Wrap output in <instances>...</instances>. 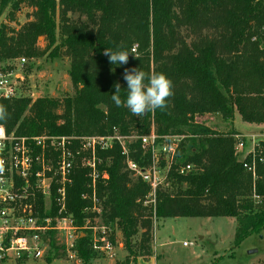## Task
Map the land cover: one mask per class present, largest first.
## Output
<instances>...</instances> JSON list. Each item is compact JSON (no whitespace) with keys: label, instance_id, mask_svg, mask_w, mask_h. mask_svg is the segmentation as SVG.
I'll return each instance as SVG.
<instances>
[{"label":"trees","instance_id":"1","mask_svg":"<svg viewBox=\"0 0 264 264\" xmlns=\"http://www.w3.org/2000/svg\"><path fill=\"white\" fill-rule=\"evenodd\" d=\"M23 5L32 9L25 23L0 24V67L19 57H66L73 93L0 98L8 113L0 124L8 133L140 136L153 129L182 136L169 183L158 189L155 204L145 203L150 187L126 169L119 144L98 150L99 169L108 174L97 184L101 225L119 228L128 251L117 264L151 255L159 218L234 217L236 244L263 232L264 141L243 157L236 148L238 132L218 130L197 117L219 114L229 121L237 111L246 122L264 124V0H0V16L10 8L9 21L17 22ZM133 47L139 59L130 53L126 65H112L103 55L106 48ZM125 68L166 74L174 92L167 107L143 117L117 107L111 96L119 83L126 98ZM128 145L133 160L149 163L151 153L140 139ZM183 164L193 169L180 174ZM91 192L87 170L76 167L67 207L79 226L95 217L86 211L92 199L83 197ZM140 231L134 248L132 238ZM111 240L115 244L114 235ZM48 242L56 257L65 250L54 232ZM75 249L85 262L98 257L88 233L77 238Z\"/></svg>","mask_w":264,"mask_h":264},{"label":"built area","instance_id":"2","mask_svg":"<svg viewBox=\"0 0 264 264\" xmlns=\"http://www.w3.org/2000/svg\"><path fill=\"white\" fill-rule=\"evenodd\" d=\"M19 67H24L26 57L16 58ZM13 63V62H12ZM11 63V64H12ZM0 67V98L21 97L20 84L23 75L16 67ZM252 134V137H255ZM246 134H236V148L246 157L255 150L257 141L246 150ZM140 139L142 147L149 150L151 160L145 166L130 156L127 139ZM180 135H158L153 129L145 135H121L118 131L108 135L56 136V135H16L8 133L0 124V160L4 161V171L0 173V264L15 258L27 260L44 257L50 247L48 238L52 232L63 237V244L70 256H76L75 232L80 227L68 212L67 192L73 182L76 167L87 170L93 207L101 220V201L97 195L99 179L108 177L101 172L98 150H107L119 144L125 156L126 169L146 182L150 191L146 204H155L158 189L169 183V171L176 160ZM254 139V138H253ZM247 166V165H246ZM193 169L191 164L177 168L180 174ZM249 169H252L250 167ZM43 202V206L40 203ZM90 211V208H86ZM89 218H87L88 222ZM95 228L96 226H91ZM104 230L109 227L102 225ZM102 243L93 241L94 248L112 250L111 236L103 235ZM184 245H187L185 242Z\"/></svg>","mask_w":264,"mask_h":264},{"label":"rangeland","instance_id":"3","mask_svg":"<svg viewBox=\"0 0 264 264\" xmlns=\"http://www.w3.org/2000/svg\"><path fill=\"white\" fill-rule=\"evenodd\" d=\"M10 8L0 16V24H9L12 27H19V24L25 23L32 9L27 6H21L17 11V22H10L8 18ZM43 38H40V45H44ZM13 66L16 67L23 75L20 84L21 97H32L33 99L40 96H55L62 98L67 93H73L68 70L70 60L66 57L52 58L47 55L43 57L30 58L26 57L24 67H19L16 59L12 60ZM4 64H9L6 62ZM2 63V68H5ZM12 66V67H13ZM203 123L226 131V127H234L238 132L246 134V150H250L254 143L264 141V124L260 127L250 126L244 121L239 113L235 119L228 122L229 125L223 124L221 117L214 115H205L199 118ZM252 133L255 137H252ZM254 138V139H253ZM134 140L133 138L127 139ZM91 213L95 217L85 221L84 226L76 230V236L89 234L92 240L98 244L102 243L100 238L105 235L116 238L112 250H103L95 248L97 258L85 262L77 255L70 256V253L60 248V256L56 257L51 247L47 249L44 257H31L27 260H17L15 258L4 261L2 264H117L123 261L128 255L125 248V242L122 232L116 226L104 230L101 220L96 218L98 211L91 208ZM76 224V223H75ZM77 225V224H76ZM79 226V225H78ZM91 226H96L92 228ZM237 220L234 217H166L154 220L151 238V255L138 257L131 264H264V230L262 233H254L246 237L239 244L235 243V233ZM59 245L63 246V237L56 235ZM141 231L132 238L133 247L139 245ZM187 245H184V243ZM122 244L121 246H119ZM65 246V245H64ZM256 250L255 252H251Z\"/></svg>","mask_w":264,"mask_h":264},{"label":"clouds","instance_id":"4","mask_svg":"<svg viewBox=\"0 0 264 264\" xmlns=\"http://www.w3.org/2000/svg\"><path fill=\"white\" fill-rule=\"evenodd\" d=\"M122 48V46H120ZM137 49L133 47L129 50H112L106 48L103 55L108 57L112 65H126L131 53L135 58ZM123 79L127 83V95L125 99L120 96L121 86L119 83L114 85L115 93L111 99L117 107H126L134 116L143 117L148 112H155L157 109L164 110L167 101L174 95L173 82L164 73L152 71L146 73L140 68H125ZM8 117L7 109L0 104V120ZM4 144L0 143V151ZM4 171V161L0 160V173Z\"/></svg>","mask_w":264,"mask_h":264},{"label":"crops","instance_id":"5","mask_svg":"<svg viewBox=\"0 0 264 264\" xmlns=\"http://www.w3.org/2000/svg\"><path fill=\"white\" fill-rule=\"evenodd\" d=\"M237 111H236V113H235V116H234V118L233 119H235L236 118V116H237ZM206 115H214L215 117H221L219 114H206ZM203 116H205V115H201V116H198L197 118L199 119V118H202ZM222 118V117H221ZM222 120H223V124H226V125H229L228 124V122L229 121H231V120H229V121H226L225 119H223L222 118ZM250 126H255V128H258V127H260L262 124H256V123H250V122H247ZM227 129H225L226 131H228V132H232V131H236V132H238L234 127H229V126H227L226 127ZM238 133H241V132H238ZM253 134V133H252ZM122 244H120L119 246H121Z\"/></svg>","mask_w":264,"mask_h":264},{"label":"water","instance_id":"6","mask_svg":"<svg viewBox=\"0 0 264 264\" xmlns=\"http://www.w3.org/2000/svg\"><path fill=\"white\" fill-rule=\"evenodd\" d=\"M256 250H253V251H251V252H255Z\"/></svg>","mask_w":264,"mask_h":264}]
</instances>
